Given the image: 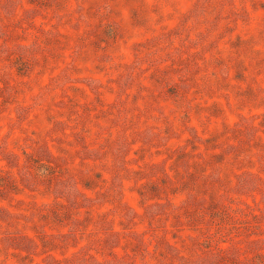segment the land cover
<instances>
[{
  "label": "rangeland",
  "instance_id": "1",
  "mask_svg": "<svg viewBox=\"0 0 264 264\" xmlns=\"http://www.w3.org/2000/svg\"><path fill=\"white\" fill-rule=\"evenodd\" d=\"M0 264H264V0H0Z\"/></svg>",
  "mask_w": 264,
  "mask_h": 264
}]
</instances>
